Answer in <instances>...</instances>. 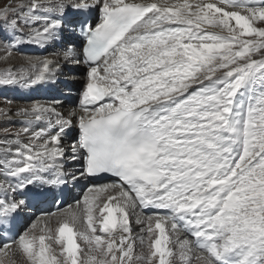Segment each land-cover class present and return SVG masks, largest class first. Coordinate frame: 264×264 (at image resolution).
Wrapping results in <instances>:
<instances>
[{
  "label": "snow or ice",
  "instance_id": "6c2138e0",
  "mask_svg": "<svg viewBox=\"0 0 264 264\" xmlns=\"http://www.w3.org/2000/svg\"><path fill=\"white\" fill-rule=\"evenodd\" d=\"M69 10L83 43L63 55L86 66L85 84L67 113L33 102L16 109L19 131L0 130V228L67 176L117 181L90 187L54 230L44 214L0 240V264H264V0H0L6 55L55 40ZM60 67L26 57L0 86L32 88ZM138 208L157 211L134 237Z\"/></svg>",
  "mask_w": 264,
  "mask_h": 264
},
{
  "label": "bare ground",
  "instance_id": "6f19581e",
  "mask_svg": "<svg viewBox=\"0 0 264 264\" xmlns=\"http://www.w3.org/2000/svg\"><path fill=\"white\" fill-rule=\"evenodd\" d=\"M137 1L141 2V0H137ZM72 16H74V13L71 10H69L68 14L64 17L65 25H66L65 29L61 32L60 36H58L55 40L48 42L46 46L41 47L31 44H23L19 47V49L21 47L36 48L37 51L35 50L34 53L37 54L43 53L44 50H46L47 53H45L44 55L42 54L43 56H38L33 58H41V59L49 58L57 62L59 65H61V67L55 70V75L52 79L38 86L32 88H21L19 86L2 87L0 91L4 94L7 93L9 89V93H10V95H8L9 97H12L13 99L20 98L30 102L27 104L12 103L11 105L7 104L6 106L0 105V109L10 107L12 110L10 118L9 119L0 118V123L3 121L17 120L20 126L23 127L21 123V118L15 115L16 109L19 107L30 106V104L33 102L47 103L54 100H58L61 102L58 105V110L65 113H67V111L70 110L71 108L77 106L79 100V92L82 90L81 88L85 84L84 78L86 76L87 69H85L86 66L83 63L76 65L67 62L63 55L64 49L68 44L69 40H71V42L77 48H80L82 46L81 37L78 35V33H73L70 35L67 30V24L70 20H72ZM0 35L1 37L6 38L5 34L0 33ZM2 50L3 48H1V44H0V66L1 67L5 66L7 69L11 68L13 70H18L20 66L24 63L25 58L28 57V56L15 55L14 54L15 51H12L11 55H6V53L3 54ZM82 68L85 69L83 73L81 72ZM65 70H67V72H65ZM70 70H71V75H70ZM79 84L81 85V88L78 90L77 86ZM4 94H2L1 96L2 97L5 96ZM1 103L2 102L0 101V104ZM35 130H37V126L34 125L33 131ZM76 133L77 130L75 128L69 131L67 136L64 138L63 143L65 145L69 144L76 135ZM21 138L25 142H27V137L22 135ZM2 139H4L3 132L0 135V140ZM81 165H82V161H72L67 157L64 159V171L66 174L76 173L78 175ZM67 179H68V183L66 186H63L58 190L53 189V192H55V196L49 194L47 197H43L31 201L36 204H39L35 206V208L33 209V211L37 213V217L35 218L34 221H37L38 219L40 220L46 219L47 216H45L44 214H48V215L55 214L54 216L51 217V224L49 225L54 230L56 226V220L61 218L64 213L70 210H74L77 207V201L82 202V198L87 193L90 187L100 186L106 183H112V182H104L101 184H92L88 182L86 177H78L76 181H72L70 176H67ZM53 197H57L58 201L60 202L59 206L56 207L53 203H51V199ZM98 203L100 207H103L102 201ZM156 211L157 210L154 209L141 210L139 208L136 210V212L131 217L132 235L134 237H138L141 234V227H145V228L147 227L146 220H145V224L141 225L136 223L137 218H146L148 216V213L149 215H151L153 212ZM27 212L28 209L25 212L18 214L10 228L7 229L0 228V240L4 238L15 237L16 230L20 229L21 223L25 222L26 220L27 214L25 213ZM144 214H147V216H144ZM96 215L97 216L99 215L98 211L96 212ZM86 227L87 225L84 224L82 221L77 225V228L79 230H84L86 229ZM153 227H154V221H153ZM37 234H39L38 230H37ZM180 238L183 239L184 235L181 234ZM173 239L175 238L173 237ZM78 242L81 243V247L83 248L84 247L83 242L80 241ZM136 243H137L136 252L139 253L141 251L139 246V240H137ZM172 247L176 249L175 245H172ZM174 261L175 264H181L179 256L175 257Z\"/></svg>",
  "mask_w": 264,
  "mask_h": 264
},
{
  "label": "rangeland",
  "instance_id": "374dc122",
  "mask_svg": "<svg viewBox=\"0 0 264 264\" xmlns=\"http://www.w3.org/2000/svg\"><path fill=\"white\" fill-rule=\"evenodd\" d=\"M7 40H8V37L6 36L5 37H1L0 35V44H1V48H3L2 52L3 54L6 53V44H7ZM63 45V44H62ZM28 46V45H27ZM63 48V47H62ZM59 49V48H58ZM61 49V48H60ZM37 51L36 48H27V47H21L20 49H15L13 51H15V55H20V56H28V57H38V56H43L46 52V50H44L43 53H40V54H37V53H34V51ZM53 53V52H52ZM43 54V55H42ZM87 69V68H85ZM84 68L81 69V72L83 73V71L85 70ZM8 69L4 66H0V72H4V71H7ZM65 72H67V70H65ZM81 83V82H80ZM4 87V86H0V90L1 88ZM78 90L81 88V85L79 84L77 86ZM83 88V87H82ZM81 88V89H82ZM2 93L0 91V101L2 102L0 105L2 106H6L8 104V101H12V103H19V104H27L29 103L30 101H27V100H23V99H20V98H12V97H9L8 95H10L9 93V89H8V92L5 93L4 95L5 96H1ZM76 98V97H75ZM4 100V101H3ZM19 100V101H18ZM7 101V102H6ZM14 121V122H13ZM12 122V123H11ZM22 127L20 126L19 122L17 120H12V121H3L0 123V130H3V129H8L10 133L12 134H15L17 131H19ZM2 131H0V135H1ZM56 204V199H51V203H54ZM56 206H59V204H56ZM27 214V217H26V220L25 222L21 223L20 225V229L16 230L15 232V236H17L19 233H22L25 229L29 228V226L34 222L35 218L37 217V213L35 211H33L31 208H28V212L25 213ZM149 215V213H148ZM144 216H147V214H144ZM15 264H25V261H24V258L22 256H16L15 258Z\"/></svg>",
  "mask_w": 264,
  "mask_h": 264
}]
</instances>
